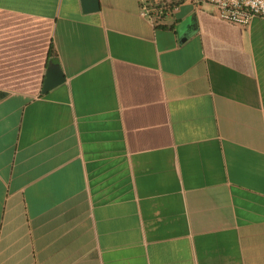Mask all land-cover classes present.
Here are the masks:
<instances>
[{"label":"crops","instance_id":"0c3cea01","mask_svg":"<svg viewBox=\"0 0 264 264\" xmlns=\"http://www.w3.org/2000/svg\"><path fill=\"white\" fill-rule=\"evenodd\" d=\"M167 1L0 0V264H264V17Z\"/></svg>","mask_w":264,"mask_h":264},{"label":"built area","instance_id":"2783aa9c","mask_svg":"<svg viewBox=\"0 0 264 264\" xmlns=\"http://www.w3.org/2000/svg\"><path fill=\"white\" fill-rule=\"evenodd\" d=\"M182 1H189L198 6L211 4L215 7L221 19L243 26L249 25L256 16L264 17V0H172L173 5L167 1V3L158 7L148 8L145 6L143 7V14L151 17V11L154 10L171 11L177 8ZM158 13V15L161 14L159 11Z\"/></svg>","mask_w":264,"mask_h":264},{"label":"water","instance_id":"95a60500","mask_svg":"<svg viewBox=\"0 0 264 264\" xmlns=\"http://www.w3.org/2000/svg\"><path fill=\"white\" fill-rule=\"evenodd\" d=\"M65 76L62 70V67L59 62L50 61L48 66L45 83H44V91L59 85L64 82Z\"/></svg>","mask_w":264,"mask_h":264}]
</instances>
